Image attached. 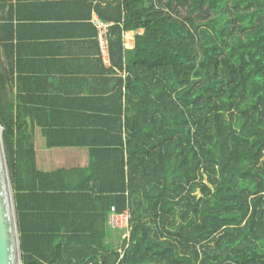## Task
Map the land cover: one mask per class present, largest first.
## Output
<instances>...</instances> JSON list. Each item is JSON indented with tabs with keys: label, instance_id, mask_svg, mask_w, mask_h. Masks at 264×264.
<instances>
[{
	"label": "trees",
	"instance_id": "trees-1",
	"mask_svg": "<svg viewBox=\"0 0 264 264\" xmlns=\"http://www.w3.org/2000/svg\"><path fill=\"white\" fill-rule=\"evenodd\" d=\"M107 1L125 111L87 167L36 169L0 64L22 264H264V0Z\"/></svg>",
	"mask_w": 264,
	"mask_h": 264
},
{
	"label": "crops",
	"instance_id": "crops-1",
	"mask_svg": "<svg viewBox=\"0 0 264 264\" xmlns=\"http://www.w3.org/2000/svg\"><path fill=\"white\" fill-rule=\"evenodd\" d=\"M110 5L0 0V64H12L13 98L20 115L27 113L38 171L85 168L91 150L114 149L108 143L117 141L124 117L128 72L110 55L111 23L102 18ZM142 33H124L123 49Z\"/></svg>",
	"mask_w": 264,
	"mask_h": 264
},
{
	"label": "water",
	"instance_id": "water-1",
	"mask_svg": "<svg viewBox=\"0 0 264 264\" xmlns=\"http://www.w3.org/2000/svg\"><path fill=\"white\" fill-rule=\"evenodd\" d=\"M0 264H22L14 193L0 124Z\"/></svg>",
	"mask_w": 264,
	"mask_h": 264
},
{
	"label": "built area",
	"instance_id": "built-area-1",
	"mask_svg": "<svg viewBox=\"0 0 264 264\" xmlns=\"http://www.w3.org/2000/svg\"><path fill=\"white\" fill-rule=\"evenodd\" d=\"M129 217V213L127 211L123 212L122 214H116L115 212H112L108 218V221L112 228L123 230L127 228Z\"/></svg>",
	"mask_w": 264,
	"mask_h": 264
},
{
	"label": "rangeland",
	"instance_id": "rangeland-1",
	"mask_svg": "<svg viewBox=\"0 0 264 264\" xmlns=\"http://www.w3.org/2000/svg\"><path fill=\"white\" fill-rule=\"evenodd\" d=\"M108 226H109V231H110V233H111V241H112L114 244H116L117 241H116V237H115V235H117V237H118V235L120 236L121 233H120L119 230H116V229L112 228V227L110 226L109 221H108Z\"/></svg>",
	"mask_w": 264,
	"mask_h": 264
},
{
	"label": "bare ground",
	"instance_id": "bare-ground-1",
	"mask_svg": "<svg viewBox=\"0 0 264 264\" xmlns=\"http://www.w3.org/2000/svg\"><path fill=\"white\" fill-rule=\"evenodd\" d=\"M127 39V38H126Z\"/></svg>",
	"mask_w": 264,
	"mask_h": 264
}]
</instances>
